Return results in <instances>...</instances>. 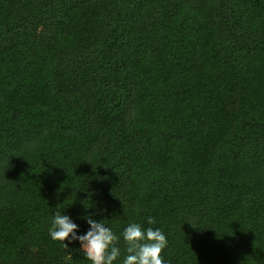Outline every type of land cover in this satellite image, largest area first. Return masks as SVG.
Returning <instances> with one entry per match:
<instances>
[{"label": "trees", "instance_id": "1", "mask_svg": "<svg viewBox=\"0 0 264 264\" xmlns=\"http://www.w3.org/2000/svg\"><path fill=\"white\" fill-rule=\"evenodd\" d=\"M58 211L264 264V0H0V264H90Z\"/></svg>", "mask_w": 264, "mask_h": 264}, {"label": "clouds", "instance_id": "2", "mask_svg": "<svg viewBox=\"0 0 264 264\" xmlns=\"http://www.w3.org/2000/svg\"><path fill=\"white\" fill-rule=\"evenodd\" d=\"M84 219L88 229L79 234L78 224L69 215L55 212L48 227L50 239L61 242L65 249L74 241L78 242L90 264H114L121 255L117 242L122 238L127 244L123 264H165L161 253L168 246V240L160 228H145L132 222L118 236L105 220H96L91 216ZM146 222L152 225L155 218L148 216Z\"/></svg>", "mask_w": 264, "mask_h": 264}]
</instances>
